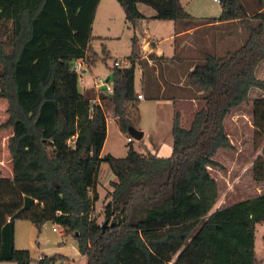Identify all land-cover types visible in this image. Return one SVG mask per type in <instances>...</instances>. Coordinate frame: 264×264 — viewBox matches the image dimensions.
<instances>
[{
  "label": "trees",
  "instance_id": "16d2710c",
  "mask_svg": "<svg viewBox=\"0 0 264 264\" xmlns=\"http://www.w3.org/2000/svg\"><path fill=\"white\" fill-rule=\"evenodd\" d=\"M219 1L222 14L209 23L246 20L248 38L223 57L206 55L188 74L205 106L188 128L175 111L169 157L143 154L131 143L125 157H116L102 156L109 115L122 133L141 117L136 38L129 66L112 68L113 93H99L101 102L91 109L97 94L79 90L71 66L85 59L91 68L99 59L92 40L101 0H0V98L8 100L13 127V176L0 177V262L34 261L29 250L15 247L21 219L38 231L49 221L61 226L76 239L85 264H257L264 194L215 208L219 189L210 168L221 167L219 150L234 149L226 116L248 102L252 88L264 92L256 75L264 60V2L250 17L239 0ZM118 2L132 24L145 18L140 3L151 6L157 20L191 18L181 0ZM255 114L264 128V100L256 102ZM103 161L116 181H110L100 224L95 205ZM254 177L264 181V160L255 163ZM59 259L65 258L48 261Z\"/></svg>",
  "mask_w": 264,
  "mask_h": 264
},
{
  "label": "rangeland",
  "instance_id": "374dc122",
  "mask_svg": "<svg viewBox=\"0 0 264 264\" xmlns=\"http://www.w3.org/2000/svg\"><path fill=\"white\" fill-rule=\"evenodd\" d=\"M247 9L251 17L260 9V4L264 0H239ZM185 10L191 15L190 19L175 23L178 32L183 27H195L192 35H188L186 49L181 50L180 40L175 42L169 39L174 29L173 21L155 20L151 21L149 28L145 30L141 24V19L135 24L126 20L125 13L118 0H102L98 14L93 25L92 46L99 54L96 64L89 68L86 66L85 72L80 73L84 83L79 76V90L94 84L99 78L112 81V68L115 60L126 64L128 57L132 53L133 38L137 34L142 47L143 39L150 33L154 42H160L166 55L176 53L178 59L171 60L172 63L182 64V70L187 72L190 64L204 62V57L208 54L223 57L228 52L238 49L248 38L246 28L247 21L236 20L235 23L221 25H209L210 18H219L222 14L220 2L214 0H182ZM146 13H155V10L146 4L142 5ZM149 20V18H148ZM255 22V21H254ZM172 47V50L169 48ZM138 50V45H136ZM141 49V48H140ZM105 50V53H104ZM197 59V61H195ZM165 63L155 60L154 65H149L144 59L135 68V88L136 91L145 92V99L139 102L141 117L127 133H122L118 123L112 115L108 117V130L102 156L112 154L116 157H125L128 152L127 138H133L131 145L136 149L143 148L144 151L157 153L156 149L160 145L159 156H170L172 154V120L171 113L178 109L179 100L176 106L171 95L177 90H185L186 86L195 87L188 76L182 80L185 87L179 88L169 86L165 93H161L163 84V67ZM256 75L264 80V60L259 64ZM148 84L150 86H148ZM196 88V87H195ZM188 90V89H186ZM264 100V92L258 88H252L247 103L239 108L233 109L225 118V129L234 146L233 150L221 149L218 151L216 160L221 167L210 168V173L217 181L219 196L215 208L228 207L242 200L250 199L264 194V181H257L254 177V166L257 161L264 160V128L257 127L258 118L255 114L256 102ZM200 107L205 106L202 98L199 99ZM9 103L7 99L0 98V177L12 178L13 166L10 152V138L13 135V127L8 123L10 114L8 112ZM178 111V110H177ZM168 116V117H167ZM159 119V123H157ZM132 129L145 131L144 137L136 139L132 134ZM159 143V144H158ZM116 178L112 173L108 163L102 162L97 178L100 198L96 203V214L98 223L104 222L103 209L109 200L106 189H110L109 180ZM54 227L58 231H54ZM17 249H27L33 258L32 264L40 256L51 257L59 255L65 257V264H85L84 257L77 245L76 239L72 235H63V229L57 224L46 222L41 231L28 220H17L15 225ZM256 254L257 257L264 256V222L256 226ZM0 264H16L15 262H0Z\"/></svg>",
  "mask_w": 264,
  "mask_h": 264
},
{
  "label": "crops",
  "instance_id": "0c3cea01",
  "mask_svg": "<svg viewBox=\"0 0 264 264\" xmlns=\"http://www.w3.org/2000/svg\"><path fill=\"white\" fill-rule=\"evenodd\" d=\"M181 2H182V0H181ZM101 3H102V0H101ZM101 3H100V5H101ZM100 5L98 7L97 14H98ZM142 5H143L142 3L138 4V9L145 16L144 19H141L142 20L141 24L144 25L145 30H146L147 28H149L151 21H155L157 19L153 18L155 16V13L154 14L153 13H146L143 10ZM148 18H149V20H148ZM172 23H173L172 25L174 26V29L171 32L169 39L174 40V50L176 49L175 48V42L180 40L179 47L184 52V50L186 49V46H187V38L186 37L188 35H192L194 33V31L196 30V28L185 29L183 27V28H181V30H179L177 32L174 22H172ZM226 23H235V21H228ZM208 24L209 25H212V24L213 25H216V24L221 25V24H225V23H222V22L209 23L208 22ZM135 38H136V45H138V50H137L138 55L142 59L146 60L149 65H154L155 60H160V59L163 61V63H165V65L163 67V81H164V83L160 84L161 85L160 86L161 87V93L162 92L165 93L168 86L170 89H171V86H176L179 88L185 87V84L182 83V80H184V78L186 76H188V74L197 65V62L191 63L189 68L187 69V72H184L182 70V67H181L182 64L181 63L174 64L171 62V60H173V59H178V56L176 55V53H172V51H171L169 53L170 55H166L164 49L159 46L160 42H158V43L154 42V40L152 39V36H150V33H148L147 36L143 39L142 47H139V43H141V42H140L137 34L135 35ZM172 47L173 46H171V48H169V50L170 49L172 50ZM195 61H197V59H195ZM148 86H150V85L148 84ZM92 87H93V85L89 86L88 88H85L82 92H84L88 89H91ZM186 89H188V90H186ZM186 89L185 90H177L176 93L171 95L173 98H175V96L178 98V99H174L175 103L172 107L176 106V104H177L176 102H177V100H179V103L177 104L178 105V109H177L178 111L177 110H175V111H177L180 114L181 124L184 128H188L190 126V123L194 117V114L201 108L200 107L201 104H200L199 99L202 96V92H200L195 87L193 88V86H191V85L186 86ZM141 93H143V92H141ZM143 94L145 97V92ZM144 99H140L139 102L144 100ZM174 114H175V112H173V115L171 113V117H170V120H172V125H173ZM157 123H159V119H158ZM140 131L143 132V137H144L145 131H142V130H140ZM172 141H173V136H172ZM160 145H158V148L156 149L157 153H152V152L146 151V150L144 151L143 148H141L140 150L136 149V148L135 149L137 151L143 153V154H153V155L159 156L157 154L159 152ZM162 157H169V156H162ZM110 181H116V178L110 179L109 184H110ZM109 187H110V189H106L107 192L112 191L111 185ZM97 191H98V186H97ZM98 194L100 197L99 191H98ZM15 242H16V235H15ZM256 256H257V254H256ZM257 264H264V256L257 257Z\"/></svg>",
  "mask_w": 264,
  "mask_h": 264
},
{
  "label": "built area",
  "instance_id": "2783aa9c",
  "mask_svg": "<svg viewBox=\"0 0 264 264\" xmlns=\"http://www.w3.org/2000/svg\"><path fill=\"white\" fill-rule=\"evenodd\" d=\"M215 1L220 2L219 0H215ZM86 66H88V64H87L85 59L74 60V62L72 63L71 70L78 75V80H79V76H80V78L82 76V75H80V73L82 71L85 72ZM114 66H117V67L129 66V63L126 62V64L122 65V61L115 60ZM109 79L110 78H108L107 80H102V79L97 78L94 81L92 88L95 91V93L97 94V97H96V99L91 101V103H90L91 109L95 106V104H97V103L100 104L101 101H100L99 93H101V92L105 93V94H112L113 93V85ZM81 82L84 83V80L82 78H81ZM137 97L139 100L145 98L144 96H142L140 94H138ZM127 141H128V143H132L133 138L128 137ZM54 231H58V228L54 227ZM49 258L50 257H47V256H40L35 262H36V264H40V262H46V264H65V260H63V259L62 260L59 259L56 261H48Z\"/></svg>",
  "mask_w": 264,
  "mask_h": 264
},
{
  "label": "water",
  "instance_id": "95a60500",
  "mask_svg": "<svg viewBox=\"0 0 264 264\" xmlns=\"http://www.w3.org/2000/svg\"><path fill=\"white\" fill-rule=\"evenodd\" d=\"M132 134L134 135V137L136 138V139H138V140H140L142 137H143V132H141V131H138V130H136V129H132ZM107 225V223L105 222L104 224H103V227H105Z\"/></svg>",
  "mask_w": 264,
  "mask_h": 264
}]
</instances>
